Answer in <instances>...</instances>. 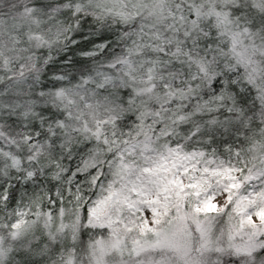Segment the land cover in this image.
I'll use <instances>...</instances> for the list:
<instances>
[{"label": "snow or ice", "instance_id": "1", "mask_svg": "<svg viewBox=\"0 0 264 264\" xmlns=\"http://www.w3.org/2000/svg\"><path fill=\"white\" fill-rule=\"evenodd\" d=\"M0 264H264V0H0Z\"/></svg>", "mask_w": 264, "mask_h": 264}]
</instances>
